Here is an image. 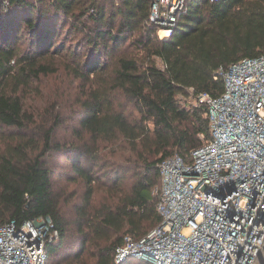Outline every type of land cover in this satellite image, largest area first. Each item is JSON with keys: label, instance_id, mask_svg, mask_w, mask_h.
Segmentation results:
<instances>
[{"label": "trees", "instance_id": "1", "mask_svg": "<svg viewBox=\"0 0 264 264\" xmlns=\"http://www.w3.org/2000/svg\"><path fill=\"white\" fill-rule=\"evenodd\" d=\"M152 2L0 0V225L51 218L60 236L47 246V264H128L115 260L125 235L140 238L162 220L152 193L160 162L187 157L211 138L209 106L197 94L220 96L221 66L264 53V0H187L166 38L150 20ZM57 57L75 63L72 72L88 84L74 103L79 128L63 141L56 105L42 110L23 99L35 80L58 70ZM119 93L136 117L117 107ZM121 140L131 150L124 161ZM62 159L65 176L84 184L68 207L56 191ZM100 190L106 201H98Z\"/></svg>", "mask_w": 264, "mask_h": 264}, {"label": "built area", "instance_id": "2", "mask_svg": "<svg viewBox=\"0 0 264 264\" xmlns=\"http://www.w3.org/2000/svg\"><path fill=\"white\" fill-rule=\"evenodd\" d=\"M218 1V0H210ZM187 0H153L150 20L168 36ZM225 90L197 94L209 106L211 138L187 157L160 164L152 193L161 222L140 238L131 234L115 260L151 264H264V53L224 68ZM60 236L49 217L0 225V264H47V246Z\"/></svg>", "mask_w": 264, "mask_h": 264}, {"label": "rangeland", "instance_id": "3", "mask_svg": "<svg viewBox=\"0 0 264 264\" xmlns=\"http://www.w3.org/2000/svg\"><path fill=\"white\" fill-rule=\"evenodd\" d=\"M65 30H67L66 26L63 27V32ZM27 32L28 31L25 32L24 37L18 43L19 46H22L23 48H27L29 45L30 36L27 35ZM63 41L64 37L56 39V43L59 45L62 44ZM79 43L80 42L75 39L73 46L78 47ZM124 48L125 46L120 50L122 51ZM103 57L105 59L107 58L105 54H103ZM56 62L58 70L54 73L42 75L39 80H35L33 84L24 91L23 99L26 104L38 107L42 110L51 108L52 105H56V110L61 114L59 125L56 128V137L63 141L65 137L70 136L75 129L79 128V115L74 103L85 92L88 84L77 78L72 72V68L76 66L75 63L60 57H57ZM156 62L159 66L164 67V63L160 58H156ZM115 103L117 107L124 109L129 116L136 117L138 115L136 107L122 93L117 94ZM59 104L62 106L59 107ZM1 130L3 129H0V136L3 138L6 132ZM118 145L119 151L117 158L120 161H124L131 154L130 145L122 140ZM62 162L64 174L56 183V191L61 195V199L67 203L65 207H68L83 193L84 184L78 179L76 181L69 180V178L65 176L69 171V164L66 159H62ZM129 187L128 183H126V188ZM107 193L106 190H100L97 194L98 201H106ZM73 254V250H64L62 252V255H68L69 257H72ZM90 261L92 262V257L90 258ZM126 261L128 264H140L136 263L135 260H132V258L129 257L121 262Z\"/></svg>", "mask_w": 264, "mask_h": 264}, {"label": "bare ground", "instance_id": "4", "mask_svg": "<svg viewBox=\"0 0 264 264\" xmlns=\"http://www.w3.org/2000/svg\"><path fill=\"white\" fill-rule=\"evenodd\" d=\"M162 33H163L164 38L168 37V32L163 31Z\"/></svg>", "mask_w": 264, "mask_h": 264}]
</instances>
